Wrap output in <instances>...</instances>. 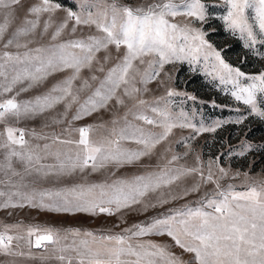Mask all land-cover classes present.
<instances>
[{
  "label": "rangeland",
  "instance_id": "1",
  "mask_svg": "<svg viewBox=\"0 0 264 264\" xmlns=\"http://www.w3.org/2000/svg\"><path fill=\"white\" fill-rule=\"evenodd\" d=\"M0 107V264H264V0H0Z\"/></svg>",
  "mask_w": 264,
  "mask_h": 264
},
{
  "label": "crops",
  "instance_id": "2",
  "mask_svg": "<svg viewBox=\"0 0 264 264\" xmlns=\"http://www.w3.org/2000/svg\"><path fill=\"white\" fill-rule=\"evenodd\" d=\"M9 132V140L11 142H18L21 140H17L18 137H21L22 134L18 131H14L12 128H6L5 123L2 119H0V216L4 215H17V214H26L29 209L27 207L21 206V204H16V207L9 206L8 211H5V200H14V199H26L30 201H36L37 195L36 192L38 188L42 187H51L47 186V183L38 184L35 178H31L29 176L30 172H34L37 170L38 165L33 163L26 164L23 169H15L11 166V171L8 173L6 177L5 169H4V161L6 158L5 153V132ZM9 158V157H8ZM44 167H49L52 169V162H48L44 164ZM57 167V165L55 166ZM49 178V184H51V176ZM48 184V185H49ZM24 189L27 192L23 197L19 194L21 190ZM6 191L10 192L11 195H6ZM17 193L18 195H14ZM32 193V194H31ZM28 208H30V203L28 204Z\"/></svg>",
  "mask_w": 264,
  "mask_h": 264
},
{
  "label": "built area",
  "instance_id": "3",
  "mask_svg": "<svg viewBox=\"0 0 264 264\" xmlns=\"http://www.w3.org/2000/svg\"><path fill=\"white\" fill-rule=\"evenodd\" d=\"M3 110H4V108H3V107H0V113H1Z\"/></svg>",
  "mask_w": 264,
  "mask_h": 264
}]
</instances>
